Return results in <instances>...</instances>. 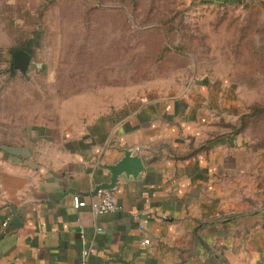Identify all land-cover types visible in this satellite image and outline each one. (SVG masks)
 Masks as SVG:
<instances>
[{
  "label": "crops",
  "instance_id": "obj_1",
  "mask_svg": "<svg viewBox=\"0 0 264 264\" xmlns=\"http://www.w3.org/2000/svg\"><path fill=\"white\" fill-rule=\"evenodd\" d=\"M201 88L3 149L0 264H81L84 249L88 264H264V154L226 134ZM125 149L143 170L117 177L119 209H74L72 194L96 199L95 186L110 178L106 165Z\"/></svg>",
  "mask_w": 264,
  "mask_h": 264
},
{
  "label": "rangeland",
  "instance_id": "obj_2",
  "mask_svg": "<svg viewBox=\"0 0 264 264\" xmlns=\"http://www.w3.org/2000/svg\"><path fill=\"white\" fill-rule=\"evenodd\" d=\"M0 49V152L202 86L226 134L264 154V0H0Z\"/></svg>",
  "mask_w": 264,
  "mask_h": 264
},
{
  "label": "water",
  "instance_id": "obj_3",
  "mask_svg": "<svg viewBox=\"0 0 264 264\" xmlns=\"http://www.w3.org/2000/svg\"><path fill=\"white\" fill-rule=\"evenodd\" d=\"M30 55L21 50L15 49L12 52L11 69L25 72L28 68ZM106 169L110 172L108 182L100 183L95 186L94 193L99 190H109L115 187L117 177L124 173L126 176L136 177L143 170V163L141 158L133 154L132 150H123V156L114 164L106 165Z\"/></svg>",
  "mask_w": 264,
  "mask_h": 264
},
{
  "label": "built area",
  "instance_id": "obj_4",
  "mask_svg": "<svg viewBox=\"0 0 264 264\" xmlns=\"http://www.w3.org/2000/svg\"><path fill=\"white\" fill-rule=\"evenodd\" d=\"M72 207L79 209L89 205L91 212L94 215H100L103 213L114 212L119 209V205L116 201L114 188L109 190H99L97 192V198L87 203L79 194H72L71 196ZM166 216L162 215L161 219H165ZM149 239H144L142 245H148ZM81 264H88V251L86 249L81 252Z\"/></svg>",
  "mask_w": 264,
  "mask_h": 264
},
{
  "label": "trees",
  "instance_id": "obj_5",
  "mask_svg": "<svg viewBox=\"0 0 264 264\" xmlns=\"http://www.w3.org/2000/svg\"><path fill=\"white\" fill-rule=\"evenodd\" d=\"M30 45H31V42H28V43H27V46L30 47ZM21 49H22L23 51H25V52H28L27 49H26L25 47H22ZM9 52H10V51H9ZM1 53H2V50L0 49V56H1ZM224 126H225V125H224ZM226 126L228 127V125H226Z\"/></svg>",
  "mask_w": 264,
  "mask_h": 264
}]
</instances>
